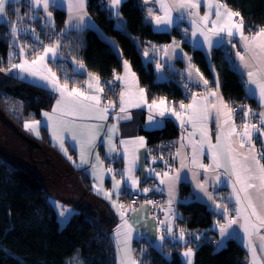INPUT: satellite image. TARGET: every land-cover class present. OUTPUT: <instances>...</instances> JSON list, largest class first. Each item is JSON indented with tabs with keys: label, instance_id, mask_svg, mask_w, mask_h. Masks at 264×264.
<instances>
[{
	"label": "trees",
	"instance_id": "obj_1",
	"mask_svg": "<svg viewBox=\"0 0 264 264\" xmlns=\"http://www.w3.org/2000/svg\"><path fill=\"white\" fill-rule=\"evenodd\" d=\"M86 2L87 11L101 30L114 40L123 58L137 74L142 87L152 96H164L179 106L181 102L185 104L187 100L192 99L185 96L184 86H180L175 80H157L152 66L143 63L140 49L135 42L139 41L141 44L150 41L167 44L173 39H181L177 31L171 33L155 31L146 22L138 0H124L120 5L119 16L124 29L116 26L115 19L110 14L108 0H86ZM218 3L226 5L232 11L240 12L249 33L264 28V0H218ZM16 6H20L22 10L25 8L27 13L29 12L26 4H14L6 10L8 20H16L12 10ZM51 11L54 29L44 25V30L37 28L35 20L25 25L26 29L35 28L36 33L39 34V41L43 44L37 42L31 32L18 31V45L29 46L25 48V57L33 56V48L42 52L44 45L55 42L53 31L60 34L66 14L63 10L53 7ZM27 13L22 12V14ZM9 30L10 26L4 22L0 24V38L4 37L6 44L18 49V45L12 43ZM66 38L68 37H62L60 43L61 55L82 62L88 73L99 77L103 88V99L112 98L110 87L114 83V77L121 72V59L113 48L93 30L83 31L70 43ZM181 45L192 54L196 67L209 84H212L211 67L203 52L193 48L187 41H183ZM14 56L19 59L17 50ZM7 59L0 56V68H8ZM211 61L218 74L220 90L225 100L231 108L236 109V120L242 122L243 111L247 110L243 106H248L254 112L257 111L255 100L246 95L245 82L234 69L222 47H215L212 50ZM51 66L61 83L67 76L69 87L79 88L85 81L83 75H74L69 68L66 71L60 62H55ZM1 90L4 96L24 106V116L38 120L43 113L53 108L56 98L53 92L35 87L28 80L16 79L14 74L6 84H3ZM255 120L257 121L255 115L249 119L251 122ZM40 131V139L36 142L45 146L51 156L57 157L54 158L58 166L57 171L59 170L60 173L61 168V172L67 171V167L70 166L72 171L66 172L69 175L67 177L76 176L86 195L101 199L92 189V181L86 170L78 163L74 164L59 148L51 145L46 125L42 124ZM140 133L145 138L151 154L154 157H163L158 166L165 170H169V166L172 168L173 149L179 137L178 127L168 120L161 129H140ZM51 149L65 158L67 164H62L59 155ZM41 177V174L10 164L0 154V264H71L75 258H78L81 264H118L117 253L120 254L122 250L121 245H117L118 241L112 235L118 224L115 213L112 214L108 208L107 213H98L102 207L97 204L86 207L79 201L68 203L74 209L64 226L59 222L57 211L49 200V194ZM142 196L153 201L155 206L158 203L157 210L164 213L162 197L159 194L148 192ZM177 201L173 230L178 234L179 229H184L185 241L178 242L165 235L161 253V247L151 245L145 237L134 238L131 243V253L137 264H185L180 254L184 246L193 248V264H247V252L236 238L230 237L224 241L223 247H218L220 236L217 222L224 221L220 210L213 209L199 200L185 182L179 184ZM219 201L223 206L226 204L231 212L234 211V206L229 200L221 198ZM146 204L148 210L149 204ZM164 215L165 213L158 221L152 218L159 223L164 219ZM197 235L200 236L199 240L194 239Z\"/></svg>",
	"mask_w": 264,
	"mask_h": 264
},
{
	"label": "crops",
	"instance_id": "obj_2",
	"mask_svg": "<svg viewBox=\"0 0 264 264\" xmlns=\"http://www.w3.org/2000/svg\"><path fill=\"white\" fill-rule=\"evenodd\" d=\"M123 1L124 0H122V2ZM138 1L143 9L146 22H148L155 31L159 33H171L177 31L181 36V39L179 40L173 39L171 42L167 44H157L150 41L140 44L139 41H135L140 49L143 63L152 66L157 80L168 81L172 79L178 82L180 86H185L186 84L187 85L196 84L193 81L196 79V69L198 68L193 62L192 54L187 52L182 47L181 44L183 41H187L193 48L199 49L203 52L205 58L207 59L211 67L213 77L211 80L212 84L208 83L207 85V91L205 90L202 97L197 99V108L201 110V114H202V110L204 106L205 105L208 106L209 112H208L207 121H204L202 119H197V120H193L192 122H189L188 117L192 115L191 110L181 109L179 105H176L175 102L167 99L164 96H152L144 87H142L140 85L137 74L133 71L129 62L123 58L121 50L116 45L114 40L111 37H108L103 32V30H101V28L97 25L95 20L91 17L89 12L87 11V2L85 4V9H84V11L87 14L86 24L82 29L76 30L75 28H70L68 26V21L70 19V16L74 14V13H69L68 11V0H56V6L53 8L63 10L66 14L64 26L60 31V34H58L59 36L58 38H60L59 39L60 43L62 37H68L66 38L67 39L66 41L70 43L73 42L75 38H78V35L81 34L83 31L93 30L102 40L107 42L113 48V50L121 59V72L116 76H125L127 77V79L126 81H115L113 79L114 83L119 84V92L117 94L116 100L112 102L113 104H115L116 107L114 109L112 108L109 109L107 120L101 121V120L87 118V117H95L99 115V112L96 111L95 109H90L88 111H85L84 109L80 108L79 105H77L72 98H66L64 105H62V108L67 106H76L78 109L77 116H62L59 112L53 113L52 109L56 106V100L60 98L58 93L53 92L55 93L56 96L55 102L53 108L47 113H51L54 116L53 119L50 121L51 123L49 125L45 124L47 127V133L50 137L49 140L51 145L59 148V150L63 154H65L68 157H71V160L74 164L78 163L81 168L86 170L88 176L91 178L92 187L94 186V181L97 182L96 179L99 176L101 178H106V180L104 179V182L108 184V186L110 187H113V180H112L113 175H115L116 180L124 181L126 178L123 177L121 173H123L125 168L127 167L128 161L131 160L133 157L135 158V167H134L133 175L135 178L139 180V186L137 188H133L131 187L130 181L122 182L120 185L119 192L112 196L114 199H116V203H117L116 207H113V203L108 199L107 201L104 200V202H106L105 204L108 206L111 213L112 214L115 213V216L118 220V224L115 227L114 231L112 232V235L117 239L118 242H121L122 244L121 247L127 246V249H125V251L129 250L130 252H131V242L134 238L145 237L148 241L158 245L159 241L157 238L158 236L162 235L163 233L162 229L164 226L160 225L159 223H156L153 220V218L149 215L146 203H139L138 205L130 206L128 208L127 207L123 208L120 207L121 205L118 199L122 195H125L128 198L130 197L131 194L134 193L145 195L147 193H143L142 189L147 187L151 189L149 192L157 193L162 197V208H163L162 210L164 212H167L169 207L167 204V200H168L167 186L160 184L159 178L155 177V173L149 171V169H155L156 172L161 173V176L165 171H169V170L162 169V167L158 166V163L161 162L160 161L161 159L160 157H154L151 154V151L147 146L145 138H144L145 141L144 146H140L139 144L121 145L119 141L120 140L131 141L137 137H141V136L143 137V135H141L140 133V129H144V130L161 129L165 125V122L170 120L178 127L179 130V137L173 149L174 165L171 169L173 170L179 169L182 161L184 164L187 165L186 168H183L180 171L181 180L178 182L177 185L176 201L178 200L179 197V184L185 182L190 186L194 195L199 200L206 203L209 207L221 211V209H217L215 207L213 201L208 200L207 196H205L202 192H200V190L196 187L198 182H204L205 180H207L208 183L205 185V187L207 188V191L212 193V195L216 198V203L221 204L219 200L224 196L226 200H229L233 204L234 211L231 213L229 212V217H233L235 216V208L237 207V205L235 202V197L232 195V186L231 183L229 182V176L225 172V168L228 169V172L231 171V164H230V160L228 159V153L224 147L225 136L227 132L231 130L232 126H236L237 131H242L243 129L240 126L242 125L244 120L242 122L236 120L235 112H234L233 114L234 119L232 121H229L227 124H225L224 123L226 119V116L224 115L225 110H221L219 118H217V111L215 108L212 107L213 104L219 105V102L222 99V101L226 103L229 108H231L230 104L225 100L220 90V85L217 96L212 97L210 95L212 91H217L216 81L218 74L211 61L212 50L215 47H222L226 51L228 58L231 64L233 65L234 69L245 82L246 95L248 96V98H252L253 100H255L258 106L256 112L264 110L260 107L258 94L256 95L253 94V91L247 82V76H246L247 69L243 67L244 63H248L249 65L255 66L256 61L251 59L252 53L245 50L244 42L240 39L239 35H235L231 37L230 38L231 43L228 42L229 38L226 37L225 34H221L222 36H224L223 41H221L219 37H213L214 46L211 49H208V46L206 44L202 45L203 37L199 36V34L197 35V38L195 40L193 39L191 35V32L193 30L192 20L195 19L197 21V26L198 27L201 26L200 17L203 16L209 10L207 7V0H201V6L198 10V15L188 16L186 13H184L183 18L180 19L179 17L181 14L174 9L173 10V16L175 19L174 24L167 27L162 26L160 28H158L155 25L153 18L148 15V11L150 8L153 10L154 15L163 14L159 9L158 4H155L153 0H149L148 3H145V0H138ZM212 2L214 4H219L218 0H212ZM14 4L17 3H13V5ZM220 6L223 10L224 5H220ZM51 8L52 7L49 8V11H51ZM109 10L111 16L115 19L116 26L119 27L120 29H124L123 22L120 16H117L115 14L116 10L112 9L110 6H109ZM38 11L41 14V16L40 15L39 16L43 18L45 15L44 12L42 10H38ZM193 11L195 12L196 10ZM215 19L216 17L213 10V14L210 16V21ZM52 20H53V16H52ZM42 21L45 23L44 19H42ZM2 23L3 21L0 20V24ZM208 27H211V23H209ZM49 28L53 29L52 27ZM185 29L188 30L187 35L185 34ZM256 31L251 34L244 27L245 35H255ZM173 41H176L177 44L179 45L177 52L179 53L180 50H182L183 54H185V58L181 59L179 55H174L171 52V49H169V57L171 58L166 57L164 55V51H163L164 47L171 45ZM232 45H235V47H232ZM145 51H147L148 56L144 55ZM237 51H239L242 55L245 56L244 62H241L239 58L236 56ZM187 57H191V64L194 66L192 69L193 81H190L188 79L186 69L188 67L189 60L187 59ZM23 58L26 57L24 56ZM26 59L31 60V57ZM124 61L128 62L130 66V72H127L125 70ZM46 62L48 67H50L51 64L54 65L55 62H60L61 66L66 68V71L69 68L74 75L75 74L83 75L85 77V81L79 88H81L86 95H99L101 97V102L99 105L100 109H103L104 107L108 106V102L103 101V95H102L103 92L101 93L96 91L95 81L90 80L89 73L87 72L85 67L83 70L80 71L75 70V65L73 63V60L69 58H64L61 55L60 50H59V55L56 58L48 59ZM158 62L164 65L161 72L156 71V64ZM131 73H135L134 78L131 76ZM27 80L31 82V78ZM89 82L93 84V87L91 89L87 87ZM199 84H203V82L201 81ZM141 88L145 90L144 98L147 100V104L143 103L140 99L139 89ZM122 91L128 93V95L125 96L126 101H131L133 103H140L141 106L128 107V113L130 114L131 119L117 121L115 117L119 111V93ZM205 97H207V99H204ZM160 98L165 99L166 106L168 108L175 109V111L180 112L181 119H177L176 116L171 114V112H168L164 117H159L156 114L157 113L156 109H153L150 113L147 105L151 104L152 100L154 99L159 101ZM85 103L87 104L90 102H85ZM190 103H192V99H189L185 102L186 105ZM150 114L154 115L156 120L162 122L159 127L149 125L148 118ZM44 117L45 116L42 114L41 120H43ZM58 120H61V123L56 128L55 136H52L53 126L56 124ZM62 120H66L67 122L76 120L77 123L80 124L83 123V124L82 126H80V128H77L76 125L73 126H69V124L64 125ZM182 121H183V126H182ZM257 121H258V117H257ZM249 122L252 123L251 121ZM112 125L117 126V131L114 134V140H113V142L117 147V151L115 153L110 152L111 145L107 142V130ZM73 135H75L76 137L75 140L72 139ZM202 135H203V145H202V149H200V145L198 142L201 141ZM217 135L220 136V147L211 148L210 147L211 145H216L217 143ZM90 136H94L95 139H92L91 142H87ZM189 141H191V143ZM232 141L237 151L239 152L247 151V148L245 149L239 148V137L233 136ZM262 141H264V136H260L259 134H254L253 142L257 150L261 149ZM61 142H63V147H61ZM193 144H197L198 147L197 160L199 164L213 165L212 156L213 154L219 153L220 162L224 164L225 167L216 169L215 172L210 170L209 172L205 173L203 169L199 168L198 166L192 165L191 159H192ZM181 145H183V147H181ZM125 147H127L128 149L127 158H125L124 155ZM70 149L72 150L71 152ZM177 150L180 151L181 153L180 156L175 155ZM81 152H83L84 159L87 161V163H83V164L81 163V159H80ZM97 154L99 155L100 158L99 161L96 160ZM154 159L155 162H153ZM42 165L45 171L46 169L45 167L48 165V162L45 160V163H43ZM56 167L58 168V166ZM109 168H111L113 171L109 172L108 171ZM58 172L59 170L54 171L53 172L55 173L54 175H52L49 171L47 172L48 180H51V182L54 180V182H56L59 187L58 198L70 196L74 202L77 201L82 202V204L86 207H90L93 206L94 204H97L96 199L98 197L94 198L90 195H86L84 189L77 180L76 176L74 179H73V175L71 177H67V179H63L62 177L59 176ZM194 173H197L198 175L194 177L193 176ZM170 174L173 173L170 172ZM217 175H219L221 178V182L219 183H217L214 179V177ZM250 191H252L253 194H255L254 190H250ZM100 200L102 201L103 197ZM63 202L70 203L67 201H63ZM175 204L176 202H174V204L172 205L173 210L175 209ZM221 206L223 207L222 204ZM117 211L119 212L120 215L118 214ZM121 213H123V218L121 217ZM125 220L128 222L129 225H131L132 228V236L130 239H128L127 244H125L124 242L126 238L125 233L127 232V228L123 226ZM172 226L174 229V220L172 221ZM158 228H160L161 231H157ZM229 231L231 232L230 237L236 238L238 241L241 242V244L245 248L247 252V264H252V253L250 250H248L247 247L249 243V239L245 237L243 230L240 229L238 225H234L233 229H230ZM249 231L251 232L252 230L249 229ZM117 233H119V235H117ZM260 235H264V228L260 229ZM260 235L254 234L250 238L252 245L256 248V264H264V252H261L260 250V244H261ZM117 257H118V253H117Z\"/></svg>",
	"mask_w": 264,
	"mask_h": 264
},
{
	"label": "snow or ice",
	"instance_id": "obj_3",
	"mask_svg": "<svg viewBox=\"0 0 264 264\" xmlns=\"http://www.w3.org/2000/svg\"><path fill=\"white\" fill-rule=\"evenodd\" d=\"M149 0H145V3H148ZM155 4H158L160 11L163 13L162 15H154L153 10L150 8L148 11V15L153 18L155 25L160 27H167L174 24L175 19L173 16V10L175 9L178 13H180V19L183 18V14L186 13L188 16L198 15V10L201 6V0H153ZM13 3H23L29 9V12L25 15L22 14L19 8L13 7V14L16 17L15 21L7 19L6 9L9 6H12ZM109 6L112 9L116 10V15L119 16V6L122 3V0H108ZM86 0H68V11L69 13H74L70 16L68 21V26L70 28H75L76 30L82 29L86 24V12L85 9ZM56 6V0H0V20H2L6 25L10 26L9 34L12 36L14 43L17 41L18 31L24 30L31 32L32 36L35 38L37 42L43 44L42 41H39V34L36 33L35 28L23 29L22 22L25 19L28 20H36L39 17V11L42 10L44 12V19L46 27H52L54 29V21L52 20L53 13L49 11L50 7ZM208 11L200 17V27L197 26V21L195 19L192 20L193 30L191 35L195 40L197 35L203 37L202 45L206 44L208 49H211L214 46L213 37H219L221 41H223L224 36L221 34H225L226 37L229 38L228 42L231 43V37L235 35H239L240 39L244 42V48L246 51L251 52V59L256 61L255 66L249 65L248 63H244L243 67L247 69L246 76L247 82L250 88L253 91V94H258L260 107L264 109V28H260L256 31L255 35H245L244 33V18L241 13L238 11H232L227 8L226 5L223 6V10L219 4H214L212 0H207ZM193 10H196L195 12ZM214 14L216 19L210 21V16ZM209 23H211V27H208ZM188 30L185 29V34L187 35ZM19 54L21 56V60L19 63H13L10 58L8 61V73H14V78L19 79L21 81L27 80L31 78V82L33 86L39 87L42 90H46L49 92H55L59 94V99L56 100V106L52 109L53 113L59 112L62 116H77L78 109L76 106H67L62 108L64 105L66 98H72L80 108L88 111L90 109H95L99 112V115L95 117H87L89 119L96 120H107L109 109H114L116 106L111 101L108 102V106L103 109L99 108L101 97L99 95H86L85 92L81 88L71 87L69 89V82L67 76L64 78V82L61 83L60 78L57 76V73L52 70V68L48 67L47 60L56 58L59 55V49L61 47L59 38L47 45L42 47V52L39 49L33 48V57L31 60L23 58L25 56V48L29 47L28 45H18ZM235 47V45H232ZM179 45L176 41H173L171 45L165 46L163 51L166 57H169V49L174 55H179L181 59L185 58V54H183L182 50L177 52ZM145 56H148L147 51L144 53ZM236 56L239 58L241 62L245 61V56L242 55L239 51L236 52ZM171 58V57H169ZM189 60L188 67L186 69L188 79L193 81V65L191 64V57H187ZM75 65V70L80 71L84 69V64L82 62H77L75 59L73 60ZM164 65L162 63L156 64V71L161 72ZM124 68L127 72H130V66L127 61H124ZM0 71H4L3 68H0ZM131 76L134 78L135 73H131ZM90 80H94L96 84V91L103 92V88L100 86V79L98 76H93L89 73ZM127 77L125 76H115V81H126ZM203 82L205 85V90L207 91L208 80L204 79L203 74L199 72V69H196V79L193 81L196 84ZM87 87L91 89L93 84L91 82L88 83ZM185 87H188L186 84ZM217 91H212L210 95L212 97H216L219 90V79L217 77L216 81ZM144 89H139L140 99L143 103L147 104V100L144 98ZM128 93L122 91L119 93V111L115 117L117 121L131 119L130 114L128 113V107H140V103H133L131 101H126L125 96ZM204 99H207L205 97ZM90 102V103H85ZM149 111L153 109L157 110V115L159 117H164L168 112H171L172 115L176 116L177 119H181V113L175 111V109H170L166 106V101L164 98H160L159 101L152 100L151 104L147 105ZM213 108L217 111V118L221 113V110L224 111V115L226 119L224 121L227 124L229 121L234 119V112L236 109L229 108L226 103L222 101L219 102V105L213 104ZM245 109L243 111L244 122L240 126L243 130L237 131L236 126H232L231 130L227 132L225 136V149L228 153V159L231 164V171L228 172V169L225 168V172L229 176V182L232 186V195L235 197V202L237 207L235 208V216L229 217V208L225 204L223 207L220 203H216V198L212 195V193L207 191L205 185L208 183L207 180L204 182H198L196 187L202 192L207 199L213 201L215 207L217 209H221V214L225 219V223L217 222L219 229L220 240L217 242L218 247L224 246V241L230 238L231 232L230 229H233L234 225H238L240 229L243 230L246 238L249 239V243L247 247L250 249L252 253V264H256V248L251 243L252 235H260V229L264 228V141H262V147L260 150H257L255 144L253 142L254 134H259L260 136H264V110L259 112H254L248 106H243ZM181 109L191 110L192 115L188 117L189 122L193 120L202 119L207 121L208 119V106L205 105L202 114L201 110L197 108V95L196 93H192V103L184 104L180 103ZM123 114V115H121ZM45 117L49 121L53 119L49 113H43ZM258 117V123H250L249 119L251 116ZM149 125L159 127L161 125V121L156 120L154 115H149ZM40 121H33L31 123L25 122V128H33L34 131L37 132L38 135V127L34 128L33 125L39 126ZM183 126V121H182ZM87 127V126H86ZM95 127V126H92ZM117 131V126L112 125L107 130V142L111 145L110 152L115 153L117 151V147L114 140V134ZM239 137V148L245 149L246 152H239L234 147L232 137ZM72 139H76L75 135H73ZM92 139H95L94 136H90L87 142H91ZM183 139V137H182ZM191 143V141H189ZM119 143L121 145L128 144H139L140 146H144L145 141L144 137H137L131 141L120 140ZM200 145V149H202L203 145V135L201 137V141L198 142ZM61 147H63V142H61ZM183 147V145H181ZM211 148H219L220 147V136L217 135V143L216 145H211ZM198 147L197 144L192 145V159L191 164L198 166L203 169L205 173L210 170L215 172L216 169L224 168V164L220 162V154H213V165H204L199 164L197 160ZM125 158L128 155V149L125 147L124 150ZM176 156H180L181 153L177 150ZM71 159V157H69ZM81 163H87L84 159V154L81 152L80 155ZM99 155L97 154L96 160L99 161ZM163 159V157H160ZM155 162V159L153 160ZM135 167V158L133 157L128 161L127 167L124 172L121 173L123 177L126 179L116 180L115 175L112 176L113 187L117 190L122 182L130 181L131 187L137 188L139 186V180L134 177L133 171ZM187 165L181 162L179 169H171L169 166V171H165L161 176V173L156 172L155 169H149V171L155 173V177L159 178L160 184L167 186V195H168V211L165 212V218L159 221L160 225H163L162 231L166 233L167 236L172 237L175 241H185V231L184 229H179L178 234L174 233L172 221L176 218V213L172 208V205L176 201L177 196V185L181 180L180 171L183 168H186ZM109 172L113 170L111 168L108 169ZM172 172L173 174H170ZM198 174L194 173L193 176L196 177ZM234 178V179H233ZM217 183L221 182V178L219 175L214 177ZM99 191V189H97ZM150 188H143V193H148ZM254 190L255 194L252 191ZM105 197L111 200L112 193L106 192ZM113 207H116L115 201L112 202ZM148 204H153L154 202L151 200L146 201ZM53 207L57 209V214L62 219H67L71 210L60 205L58 202L53 201ZM120 207H123L122 205ZM121 217L123 218V213H121ZM242 221V223H241ZM127 228V232L125 233V244H127L128 239L132 236V228L131 225L125 220L124 225ZM249 229L252 231L250 232ZM157 231H161L160 228ZM119 235V233H117ZM158 241L161 247V253L163 252V242L165 240V235L158 236ZM194 239L199 240L200 236L197 235ZM260 250L264 252V235H260ZM183 257L186 260V264H192V257L194 255L193 248L186 247V250L182 253ZM133 264H137L136 261H133Z\"/></svg>",
	"mask_w": 264,
	"mask_h": 264
},
{
	"label": "rangeland",
	"instance_id": "obj_4",
	"mask_svg": "<svg viewBox=\"0 0 264 264\" xmlns=\"http://www.w3.org/2000/svg\"><path fill=\"white\" fill-rule=\"evenodd\" d=\"M16 8H19L21 13L22 12L27 13L25 8H24V10H22L20 6H16ZM39 15L41 16L40 13H39ZM32 22H33V20L31 21V20L25 19L22 22V28L26 29L27 27L25 25H28V24H30ZM35 24H36L37 28H42V30H44L43 25H45V23L42 21V17L36 19L35 20ZM52 34H53L54 38L57 40L58 37H59L58 34H56L54 31L52 32ZM12 43L18 45V40L16 41V43H14V41ZM16 50L18 51V55L20 56L19 48L17 49L14 46L12 47L11 45L6 44V40H5L4 37L0 38V56L2 58L6 57V58H8L7 60L9 61L10 54H11L12 62L13 63H19V61L21 59H16V56H14L15 53H16ZM29 57H31V59L34 58L33 56H30V55H28L26 58H29ZM19 58H21V56ZM50 67L52 68L51 65H50ZM3 69H4V71H0V109L3 111V113L7 116V118L9 120L11 119L10 121H12L15 124L16 127H19L18 128V129H20L19 131L27 139V141L24 140L21 136L19 137L18 134L14 133L10 129V127L8 125H6L0 119V154L3 155L4 158L10 164H12V165H14L16 167H20V168L26 169V170L31 171V172H36L37 169H38L37 172L40 170L39 172L42 175V177H41L42 178V182H43V184L45 186V189H46L47 193L49 194V200H50L52 206H53V201H56L60 205H62V206H64V207H66V208L71 210V212L68 215L67 219H62V218H60L58 216L59 222L62 225H64V224L66 225L67 220L69 219L70 215L72 214V210L74 208L71 205H69L68 203H63L62 201H67V202H70V203H72L74 201H73V199L70 196H65L63 198H58L59 187H58L57 183L54 182V180L52 182H51V180H48L47 172L49 171L52 175H54L55 173H53V172L56 171L57 168H56V170H53L50 165H47L45 167L46 168L45 171L43 172V168H44L43 165H41V167H40V163L38 164V162H34L33 161V158H36L37 155L34 152L30 153L27 149H25L26 144L27 145L30 144L29 141L31 142V140H32L33 142H36V141H38L40 139V135H41L40 126L42 124H44V125L48 124L49 125L51 122L47 119V117H44L43 120H41V119L38 120V119H35L33 117L24 116L25 115L24 106L20 102L15 101V100H13L11 98H8V97H6V96H4L2 94L1 88H2L3 84H6L7 81L10 79V76H12V74H14V73H8L7 72V68L6 69L3 68ZM52 70H53V68H52ZM113 84H116V83H113ZM117 85L119 87V84H117ZM191 85H194V84H191ZM201 86L204 87V85H202V84H201ZM69 89H71V87H69ZM109 91L111 92L112 98L103 99V101H105V102H109V101L113 102V101H115L116 97H117V94L119 92V88H118V90L116 92H113L111 90V88H110ZM49 115L52 116V117L54 116L51 113H49ZM33 121H40L41 122L39 124V126L33 125L34 128L38 127V135H37V132L33 130V128H28V129L25 128V122L31 123ZM62 122H63L64 125L65 124H69V126L76 125L77 128H80V126H82V124H83V123L82 124L77 123L76 120L68 121V122L66 120H62ZM60 123H61V120H58L56 122V124L53 126V134H52V136H55L56 128L59 126ZM33 139H35V140H33ZM51 150L55 154H58L56 150H54V149H51ZM58 157L62 161V164H67L65 158H63L60 155ZM55 158H57V157L55 156ZM61 169H60V173L58 172L59 176L62 177L63 179H67V173L66 172H70L71 173L72 168L69 166V167H67L68 170L64 171V172H61ZM46 170H47V172H46ZM74 178H75V176H73V179ZM104 179L106 180V178H101L99 176L96 179L97 182L94 181V186L92 187V189L99 195L100 198L103 197L102 201L99 198L96 199L97 205L102 207L100 209V211H98V213H101V212L102 213H105V212L107 213L108 212V211H106L108 206L105 204L106 202H104V200L107 201V198L105 197V193L106 192H111L112 196H113V195L117 194L119 192V189H120V187H119L118 192H117V190L114 189V187L108 186V184H106L104 182ZM97 189H99V191ZM54 195H55V197H53ZM139 196H140V200H139V202H137L136 205H138L139 203H145L146 201L149 200L148 198H145V196H142V195H139ZM222 198H224V196ZM127 199L128 198L125 195H122L118 199L120 205H122L123 208H126V207L128 208L130 206H134V205L129 204ZM109 201H111V202L115 201V203H116V199H114L113 197H111V200H109ZM116 205H117V203H116ZM158 205L159 204L157 203L155 207H157ZM56 211H57V209H56ZM115 211H116V209H115ZM229 212L231 213V210ZM98 213L96 212V214H98ZM118 214H119V212H118ZM162 215L163 214L161 213V217H162ZM223 222L224 223L226 222L225 219H224ZM162 235H166V233H162ZM148 242L151 245L158 246V247L160 246V244L157 245V244H154V243H152L150 241H148ZM180 242H182V241H180ZM164 243H165V241L163 242V244ZM117 245L119 246V245H122V244H121V242H118ZM186 247L187 246H184L181 249V251H180L182 260L184 261L183 263H185V264H186V260L183 257L182 253L186 250ZM125 249H127V246L126 247L125 246L121 247L122 252H121L120 255L118 254V257H119L118 264H133V261H136L134 256H132V253L129 250L125 251ZM248 250H250V249L248 248ZM193 259H194V256L192 257V264H193ZM131 261H132V263H131ZM71 264H81V262H80V260L78 258H75L74 261Z\"/></svg>",
	"mask_w": 264,
	"mask_h": 264
},
{
	"label": "built area",
	"instance_id": "obj_5",
	"mask_svg": "<svg viewBox=\"0 0 264 264\" xmlns=\"http://www.w3.org/2000/svg\"><path fill=\"white\" fill-rule=\"evenodd\" d=\"M110 88L113 92H116L119 87L117 84H112ZM183 91L186 97L192 98V93L194 92L197 95V99H199L204 94L205 89L199 84H195V85L188 84V87L185 86L183 87ZM252 123H258V121L255 120ZM139 200H140V196L134 194L127 201L131 205H136L137 202H139ZM148 211L150 215L154 218V220L158 221L161 218V213L159 210H157L154 204H149Z\"/></svg>",
	"mask_w": 264,
	"mask_h": 264
},
{
	"label": "flooded vegetation",
	"instance_id": "obj_6",
	"mask_svg": "<svg viewBox=\"0 0 264 264\" xmlns=\"http://www.w3.org/2000/svg\"><path fill=\"white\" fill-rule=\"evenodd\" d=\"M25 149H27L30 153L34 152L37 156L36 158H33L34 162H38V164L40 163V167L43 163H45V160L48 162V165H50L52 167L53 170H56V162H55V157L51 156L50 151L43 146L42 144H40L39 142L37 143H30V144H26ZM38 170V169H37ZM36 173L41 174L39 171ZM44 171V168H43Z\"/></svg>",
	"mask_w": 264,
	"mask_h": 264
},
{
	"label": "water",
	"instance_id": "obj_7",
	"mask_svg": "<svg viewBox=\"0 0 264 264\" xmlns=\"http://www.w3.org/2000/svg\"><path fill=\"white\" fill-rule=\"evenodd\" d=\"M0 119H1L6 125H8V126L10 127V129H11L14 133L18 134L19 137L21 136L24 140L27 141V139H26V138L21 134V132L19 131L20 129H18V127H16L15 124L7 118V116L3 113V111H2L1 109H0ZM29 143H36V142H33V141L31 140V142L29 141Z\"/></svg>",
	"mask_w": 264,
	"mask_h": 264
}]
</instances>
